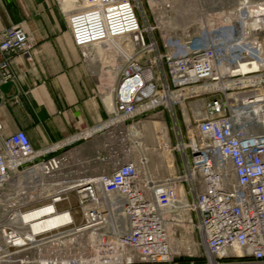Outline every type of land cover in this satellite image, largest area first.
I'll use <instances>...</instances> for the list:
<instances>
[{
	"label": "built area",
	"instance_id": "built-area-1",
	"mask_svg": "<svg viewBox=\"0 0 264 264\" xmlns=\"http://www.w3.org/2000/svg\"><path fill=\"white\" fill-rule=\"evenodd\" d=\"M70 1L60 2L75 46L84 57L106 48L98 56L116 76L114 105L99 125L41 150L23 130L3 136L0 122L2 256L264 264V0H147L152 22L141 0ZM171 16L172 26L163 21ZM115 40L118 48L106 47ZM34 46L20 26L1 32L0 84L12 78V57ZM152 111L178 125L176 143L158 146L162 176L148 171L139 119ZM99 130L105 151L66 148ZM72 196L76 205L62 209ZM192 233L200 253L182 256L193 252Z\"/></svg>",
	"mask_w": 264,
	"mask_h": 264
},
{
	"label": "crops",
	"instance_id": "crops-1",
	"mask_svg": "<svg viewBox=\"0 0 264 264\" xmlns=\"http://www.w3.org/2000/svg\"><path fill=\"white\" fill-rule=\"evenodd\" d=\"M60 1L0 0V34L20 26L35 41L29 57H12L8 81L13 85L7 93L0 89L3 136L23 130L36 150L99 125L114 105L115 75L111 84H102L101 73L107 71L100 64L99 47L90 48L87 57L82 55ZM105 139L99 130L66 148L75 147L79 155L91 157L105 151Z\"/></svg>",
	"mask_w": 264,
	"mask_h": 264
},
{
	"label": "rangeland",
	"instance_id": "rangeland-1",
	"mask_svg": "<svg viewBox=\"0 0 264 264\" xmlns=\"http://www.w3.org/2000/svg\"><path fill=\"white\" fill-rule=\"evenodd\" d=\"M67 6L71 4L70 0H64ZM143 2V10L140 13L141 16H144L145 14L149 17L150 21H154L153 17L151 15V11L148 6L147 0H141ZM158 13V12H157ZM157 13H155L157 16ZM159 22V18H157ZM164 22L171 23L172 26V16L169 18H164ZM164 23L163 25L167 26V24ZM165 28L164 26H162ZM156 36L158 37V31H155ZM103 84V81H101ZM101 84V85H102ZM179 110V109H178ZM141 119V122L143 123L144 129L142 131L143 139L145 140V148L146 152L148 153L150 157V165H149V172L156 175V176H162L166 173L164 168H158L160 162V150H159V144L163 138L171 137V141L173 142V145L176 143L174 139V133L175 131H178V125L169 117V114L167 111H160L159 113H155L154 111L149 112L147 114H144L139 117ZM181 130L184 131V126L180 122ZM70 204L75 206L74 197L72 196V202L65 201L60 207L62 209H66L70 207ZM187 238L192 243V251L193 252H182L184 255L182 256H188L189 254H198L200 253V245L198 244L196 233H192L187 235ZM2 243V238L0 236V244ZM2 255V254H1ZM14 256L11 257H0V264H17L15 261H13Z\"/></svg>",
	"mask_w": 264,
	"mask_h": 264
},
{
	"label": "bare ground",
	"instance_id": "bare-ground-1",
	"mask_svg": "<svg viewBox=\"0 0 264 264\" xmlns=\"http://www.w3.org/2000/svg\"><path fill=\"white\" fill-rule=\"evenodd\" d=\"M151 3L154 5L155 3H154V1L152 0L151 1ZM118 42L115 40V41H110V42H107V45L108 46H106L107 48H118L117 46H118ZM104 49H106L105 48V46L103 45V46H100L99 47V52H100V54H105V50ZM115 79H116V76H115ZM101 80L106 84V85H109V84H111L112 82H113V80H114V74L112 75L111 74V72H103L102 74H101ZM115 81V80H114ZM187 116V115H186ZM45 211V210H44ZM35 214H32L31 216H34ZM51 222H53L54 223V221H51ZM35 226V228H37L38 226H39V224H35L34 225ZM0 251H2L3 253H5V254H3V256H5L6 254H7V249H5V247L2 245V244H0ZM2 253H0V257L2 256L1 255Z\"/></svg>",
	"mask_w": 264,
	"mask_h": 264
},
{
	"label": "water",
	"instance_id": "water-1",
	"mask_svg": "<svg viewBox=\"0 0 264 264\" xmlns=\"http://www.w3.org/2000/svg\"><path fill=\"white\" fill-rule=\"evenodd\" d=\"M13 85V82L12 81H7V82H4L1 86H0V89L3 91V92H6L11 88V86Z\"/></svg>",
	"mask_w": 264,
	"mask_h": 264
},
{
	"label": "trees",
	"instance_id": "trees-1",
	"mask_svg": "<svg viewBox=\"0 0 264 264\" xmlns=\"http://www.w3.org/2000/svg\"><path fill=\"white\" fill-rule=\"evenodd\" d=\"M191 260L202 261V258L181 257L179 259V261H182V262H188V261H191Z\"/></svg>",
	"mask_w": 264,
	"mask_h": 264
}]
</instances>
